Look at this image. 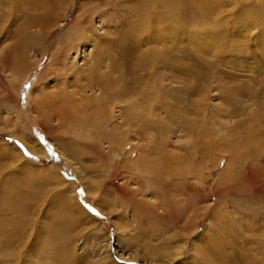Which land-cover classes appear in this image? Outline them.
Segmentation results:
<instances>
[{
  "label": "rangeland",
  "instance_id": "374dc122",
  "mask_svg": "<svg viewBox=\"0 0 264 264\" xmlns=\"http://www.w3.org/2000/svg\"><path fill=\"white\" fill-rule=\"evenodd\" d=\"M0 264H264V0H0Z\"/></svg>",
  "mask_w": 264,
  "mask_h": 264
},
{
  "label": "bare ground",
  "instance_id": "6f19581e",
  "mask_svg": "<svg viewBox=\"0 0 264 264\" xmlns=\"http://www.w3.org/2000/svg\"><path fill=\"white\" fill-rule=\"evenodd\" d=\"M48 16V15H47ZM52 17V16H51ZM52 19V18H51ZM50 19V16H49V18H46V20H51ZM155 27V26H154ZM15 59H13V61H14ZM111 68H113V67H110L109 69H111ZM153 69H154V67H153ZM152 69V70H153ZM88 72V71H87ZM93 75H95V74H93ZM89 76V75H88ZM90 77V76H89ZM91 78H93V77H91ZM90 79V78H89ZM103 85V84H102ZM104 86V85H103ZM102 87V86H101ZM104 88H106V87H104ZM144 91V90H143ZM139 103V102H138ZM144 104V103H143ZM132 108V107H131ZM134 108V107H133ZM132 110V109H131ZM134 110V109H133ZM132 110V111H133ZM129 111V110H128ZM129 116H130V114H129ZM62 121L64 122V119H66V117H63L62 116ZM125 119H127V118H125ZM124 121V120H123ZM66 122V121H65ZM109 137V136H108ZM154 172H156V171H154ZM153 172V173H154ZM246 172L249 174V176H250V178L252 177L251 176V169L249 168L248 170H246ZM151 173V172H150ZM242 177V176H241ZM134 178V177H133ZM184 179V178H183ZM242 179V178H241ZM245 179H246V177H245ZM131 180V179H130ZM247 180V179H246ZM248 181V180H247ZM168 185V187L170 186V184H167ZM167 187V186H166ZM165 187V188H166ZM167 187V189H169ZM242 189V188H241ZM148 193H150L149 191H148ZM130 196H131V194H130ZM189 198L190 197H188L187 199H183V201H184V205H175L176 207L173 209V207L171 208V205L170 204H167V203H164L163 204V206H161V204H159V206H160V208H161V214L159 215V218L161 219V220H163V222H167V223H169L170 224V226H175L176 224H178L182 219V217H183V213L184 212H188L189 210H191V208L189 207V206H186V204L185 203H187L186 201H188V203H189ZM150 200V199H149ZM150 203V202H149ZM159 203V202H158ZM191 204V203H190ZM155 205H157V204H155ZM154 208H155V206H153ZM152 207V208H153ZM157 208V207H156ZM173 209V210H172ZM193 209V208H192ZM152 210H155V209H152ZM143 217V216H142ZM143 221V220H142ZM186 225H188V221H187V223H185Z\"/></svg>",
  "mask_w": 264,
  "mask_h": 264
}]
</instances>
